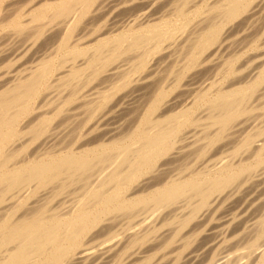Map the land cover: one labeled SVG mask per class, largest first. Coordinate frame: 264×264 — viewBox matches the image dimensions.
<instances>
[{"label": "bare ground", "instance_id": "bare-ground-1", "mask_svg": "<svg viewBox=\"0 0 264 264\" xmlns=\"http://www.w3.org/2000/svg\"><path fill=\"white\" fill-rule=\"evenodd\" d=\"M0 264H264V0H0Z\"/></svg>", "mask_w": 264, "mask_h": 264}, {"label": "rangeland", "instance_id": "rangeland-1", "mask_svg": "<svg viewBox=\"0 0 264 264\" xmlns=\"http://www.w3.org/2000/svg\"><path fill=\"white\" fill-rule=\"evenodd\" d=\"M208 81V80H207Z\"/></svg>", "mask_w": 264, "mask_h": 264}]
</instances>
